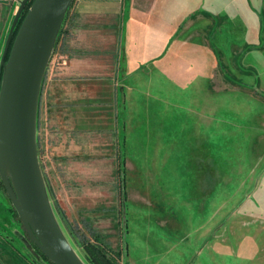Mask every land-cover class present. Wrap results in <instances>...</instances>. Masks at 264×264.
<instances>
[{"label": "rangeland", "instance_id": "rangeland-1", "mask_svg": "<svg viewBox=\"0 0 264 264\" xmlns=\"http://www.w3.org/2000/svg\"><path fill=\"white\" fill-rule=\"evenodd\" d=\"M75 1L64 17L49 71L61 62ZM4 2L7 15L0 55L19 5L17 0ZM213 2L223 8V25L215 31L209 27L201 32L200 24L188 27L183 22L171 31L176 35L167 51L173 53L176 43L175 54L183 60H192L197 54L213 57L208 84L213 87L215 113L205 133L212 135L211 140L204 136L195 149L196 144L185 137L193 127L192 111L167 105L166 139L160 144L149 143L144 150L134 136L137 134L132 133L130 149L126 150L121 135L114 132L113 137L108 132L95 135L101 147L93 145L94 150L84 146L87 142L77 135L80 143L74 142L63 156L56 147V137L48 134L52 124L38 114L37 150L48 195L64 234L86 264H93L84 246L86 240L102 243L108 256L122 264L124 253L129 259L139 256L143 247L151 254L159 253L160 247H165V238L171 240L178 232H185L191 216L183 202L187 195L182 185L188 184L183 170L201 165L213 166L215 182L223 180L225 184L224 191L217 187L215 192V198L223 193L227 203L215 212L213 233L218 235L213 241L224 236L229 252L213 253L215 258L210 259L205 246L196 244L189 248V261L197 258L201 264H264V0ZM187 3L190 5L191 0H182L185 9ZM4 19L2 14L1 22ZM204 36L208 43L205 51L200 42ZM170 84L167 81L168 87ZM194 89L190 81L184 83L181 104L191 101ZM154 113L157 119L156 108ZM198 122L205 125V130V119ZM143 194L151 199L149 204ZM134 226L150 236L146 245L141 237L135 242ZM126 242L130 246L125 251ZM40 251L26 234L0 180V264H53Z\"/></svg>", "mask_w": 264, "mask_h": 264}, {"label": "crops", "instance_id": "crops-1", "mask_svg": "<svg viewBox=\"0 0 264 264\" xmlns=\"http://www.w3.org/2000/svg\"><path fill=\"white\" fill-rule=\"evenodd\" d=\"M4 5V0H0V17L2 14L5 17L2 22L0 20V41L6 28ZM186 5L189 7L185 9L182 0L75 1L67 28L69 39L60 53V64L51 71L49 67L47 69L38 113L40 118L42 114L52 124L48 134L51 132L56 137L55 141L59 143L56 147L61 155H66L73 143L79 142L77 135L83 137L81 140L87 142L84 146L89 149H94L93 145L100 148L101 145H97L99 138L95 135L108 132L113 137L114 132L121 135L126 150L130 149L128 143L132 133L137 134L134 136L144 150L149 148V143L160 144L166 139L167 105L170 109L192 111L193 127L185 137L196 144L195 149L204 136L208 140L213 138L211 134H205L213 124L210 121L215 113L213 87L208 84L213 73L208 67L212 66L213 57L197 54L192 60H183L175 54V42L173 53L167 51L176 35L171 31H176L183 22L188 27L200 24L201 32L209 27L214 31L221 27L225 20L220 14L223 8L220 9L213 0H191L190 5ZM202 39L200 42L205 51L208 43H205V36ZM167 81L171 83L169 87ZM187 81L195 86V93L190 96L191 101L183 105L180 101L185 95L183 88ZM200 118L205 119V130L204 124L198 122ZM183 171L188 177V184L182 185L187 195L183 202L191 216L188 229L178 232L171 240L165 238V247H160L157 255L144 247L139 249V256H131L132 260L124 253L122 264H201L197 258L189 261L187 256L189 248L196 244L205 246L210 259L215 258L213 253L224 255L229 252V243L224 236L213 241L218 235L213 233L215 212L227 203L223 193L222 197L215 198L217 187L224 191V181L215 182L213 166H193ZM145 194L142 198L149 204L151 199ZM127 224L125 222V235ZM138 227H132L136 234L134 240L138 242L141 237L146 245L150 236ZM125 246L126 251L130 245L126 242Z\"/></svg>", "mask_w": 264, "mask_h": 264}, {"label": "water", "instance_id": "water-1", "mask_svg": "<svg viewBox=\"0 0 264 264\" xmlns=\"http://www.w3.org/2000/svg\"><path fill=\"white\" fill-rule=\"evenodd\" d=\"M27 1H19L0 55V180L25 232L46 258L86 264L56 218L37 150L41 86L73 0H34L14 34Z\"/></svg>", "mask_w": 264, "mask_h": 264}, {"label": "trees", "instance_id": "trees-1", "mask_svg": "<svg viewBox=\"0 0 264 264\" xmlns=\"http://www.w3.org/2000/svg\"><path fill=\"white\" fill-rule=\"evenodd\" d=\"M34 0H31V1H27V3H26V5H25V7H24V10H23V15H21V17H20V20H19V22H18V24L16 25L17 27L14 29V34L16 33V31H17V29L20 27L19 25H20V23H21V21H22V19H23V17H24V14H26L27 12V9H28V7L32 4V2H33ZM59 35H60V32H59V34H58V39L57 40H59L60 39V37H59ZM56 40V41H57ZM9 55V54H8ZM8 55H6V59H7V56ZM1 74H2V70L0 69V81H1ZM41 89H42V86H41ZM42 93V92H41ZM40 93V94H41ZM2 183V182H1ZM27 234V233H26ZM98 236H96V238H97ZM32 239V238H31ZM81 239H82V237H81ZM83 241H84V239H82ZM32 241V240H31ZM32 242H34V241H32ZM85 242V241H84ZM35 244V243H34ZM102 244V243H101ZM101 244H99V245H95V244H91V242H89V241H87L86 240V242H85V247H87L88 249H87V251H88V255H89V257H90V259L92 260V263L93 264H116L115 263V259H112L110 256H108V254H107V252H106V250L105 249H107L104 245H101ZM36 245V244H35ZM37 246V245H36ZM119 253V252H118ZM43 256L44 257H46L44 254H43ZM54 264V263H53Z\"/></svg>", "mask_w": 264, "mask_h": 264}, {"label": "built area", "instance_id": "built-area-1", "mask_svg": "<svg viewBox=\"0 0 264 264\" xmlns=\"http://www.w3.org/2000/svg\"><path fill=\"white\" fill-rule=\"evenodd\" d=\"M17 1H20V0H17Z\"/></svg>", "mask_w": 264, "mask_h": 264}]
</instances>
